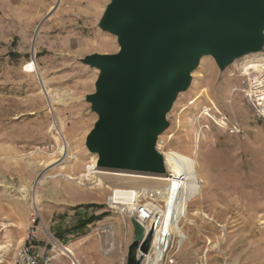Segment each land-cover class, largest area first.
Listing matches in <instances>:
<instances>
[{
    "label": "rangeland",
    "instance_id": "obj_1",
    "mask_svg": "<svg viewBox=\"0 0 264 264\" xmlns=\"http://www.w3.org/2000/svg\"><path fill=\"white\" fill-rule=\"evenodd\" d=\"M112 1L0 0V246L7 245L0 253V264H11L14 249L23 244L33 226L39 229V239L34 242L38 250L45 248V253L52 243L66 246L67 231L55 234L41 216L59 183L100 195L104 210L109 194L128 207L107 185L90 187L89 180L95 175L85 173V165L97 156L87 144L99 120L87 97L101 91L105 75L86 58L120 52L118 36L99 25ZM10 52L16 56H9ZM263 60L264 40L258 49L235 57L223 68L212 55L202 56L190 73L187 89L177 94L166 115L168 124L158 137L160 150L195 156L203 188L201 198L189 204L191 223L183 221L178 228L184 237L167 227V220L155 234L154 239L162 243L159 235L173 232L163 264L171 257L174 264H264V118L256 116L243 93L232 90L242 79L230 76L239 64L247 69L260 66ZM40 79L43 90L54 93L51 102ZM61 136L74 158L48 168L50 160L62 157L57 151L63 145ZM96 166L92 164L89 170L95 171ZM106 172L113 175L114 184L115 171ZM152 180L149 173L124 172L120 186L128 190L136 207L134 188L141 192L153 189ZM34 186L37 206L31 199ZM104 213L80 235L85 236L84 247L116 256L120 264H126L127 246L136 234L132 218ZM111 229L117 246L109 253L106 246ZM153 258L150 254L149 261ZM68 260L64 264H72L70 257Z\"/></svg>",
    "mask_w": 264,
    "mask_h": 264
},
{
    "label": "water",
    "instance_id": "obj_2",
    "mask_svg": "<svg viewBox=\"0 0 264 264\" xmlns=\"http://www.w3.org/2000/svg\"><path fill=\"white\" fill-rule=\"evenodd\" d=\"M99 25L118 36L120 52L86 58L105 71L101 91L87 97L99 113L87 147L106 171L164 172L156 143L175 97L202 56L223 68L259 48L264 0H113ZM131 220L136 234L126 264H141L154 224L143 236L140 222Z\"/></svg>",
    "mask_w": 264,
    "mask_h": 264
},
{
    "label": "bare ground",
    "instance_id": "obj_3",
    "mask_svg": "<svg viewBox=\"0 0 264 264\" xmlns=\"http://www.w3.org/2000/svg\"><path fill=\"white\" fill-rule=\"evenodd\" d=\"M43 91L45 92V96L47 98V101L51 102L54 98V96H53L54 93L48 92L46 90H43ZM59 128L61 131V129H62L61 123H59ZM57 130H58L57 131L58 135H61L58 128H57ZM61 137H63V136H61ZM64 137H63V140H64L63 145H59L58 150H57L62 155V157L59 159L50 160L47 163L46 167L50 168V167H54L56 165L57 166L58 165L63 166L62 164L64 162L74 158L72 156V154L70 155L71 152L69 150L68 143ZM55 139H58V137L55 136ZM197 140H198V138L195 139V143H197ZM159 147H160V144H159ZM160 152L163 155L165 171L164 172L159 171V172L149 173L150 177L153 179L152 182H153L154 188L149 189L148 191H151V193H153V194L156 191L159 192L160 196L158 198L163 200V204L165 203V207H166V211H165L166 216H165V218L162 217L161 222L163 223L165 220H167V222L169 223V226H167V227L175 229L178 231L179 230L178 228L183 221H188L189 223H191V221L187 217L188 212H189V204L191 202L195 201L197 198H201L202 188H203L202 182L203 181H202V179H200V176L198 174L197 163L194 159L195 156L193 157V155L191 156L190 154H186V153L178 151V150H170V149H168L166 151L161 150ZM89 164H90V162H89ZM89 164L87 163L85 165V171L86 172L88 171ZM40 178H38L37 182L39 181ZM121 183L124 184V172L123 171H115L114 172V184H115L116 191L121 195L122 200L128 206L126 208H129V210L134 209V207H135L134 202H133L131 196L129 195L128 190H126V188L120 186V185H123ZM130 188L131 187H129V190H131ZM136 193H138V195H140V193H142V192H141V190L139 191L138 188H136V187L134 188L133 195H134L135 200L138 199L137 198L138 195ZM109 196L116 203V206H122V208H124L118 197L116 198L114 196V194H109ZM31 199H32V204L37 206L38 192L36 190V186L33 187V190L31 193ZM175 200H176L175 204H177L179 207H183L184 204H186V206H187V203H188V207L186 209L187 210L186 214L184 215L183 219H181V220H179V218L181 216L178 213L177 209H176V211H173L172 212L173 213L172 218H174V222L170 223L171 208H172ZM132 212L133 211H131V213ZM163 215H164V212H163ZM151 224H152V222H150L146 225V232L147 233H149L153 224H154L153 225L154 227L156 225L155 222L152 225ZM143 225H142V228H143ZM150 225H151V227L149 228ZM158 226L162 228L161 224ZM158 226L156 229L159 228ZM148 228H149V230H148ZM153 232H154V230H153ZM157 232L154 233V235L157 234ZM146 234H143V236H145ZM162 234L165 235L164 233H161L158 237L159 240H163V236H161ZM178 234L183 235L184 233H182L181 231H178ZM183 237H184V235H183ZM154 238H155V236H153L152 240H154ZM160 244L161 243H157L156 246L154 247V255H155L158 263L163 264V261L161 259L163 256V252H162L163 248H161ZM6 248H7V245H1L0 246V253L2 250L6 249ZM59 250H60V254L67 255L68 257H70L72 259V264H79L74 259L75 256H74L73 249H71L70 247L62 246V247H59ZM0 257H1V255H0ZM1 262H2V260L0 258V263Z\"/></svg>",
    "mask_w": 264,
    "mask_h": 264
},
{
    "label": "built area",
    "instance_id": "obj_4",
    "mask_svg": "<svg viewBox=\"0 0 264 264\" xmlns=\"http://www.w3.org/2000/svg\"><path fill=\"white\" fill-rule=\"evenodd\" d=\"M230 76L236 77L238 79H242V83L238 86L235 85L232 88V90L243 93V95L245 96V99L247 100L249 105L252 107V110L255 112L256 116L258 118H264V63H262L260 66H258L257 64L249 65L247 69L242 68L239 64L238 66H235L234 68H232V70L230 71ZM232 128H234V131H238L237 125H233ZM156 149L158 150V152L161 151L158 140L156 143ZM136 194L138 195V193ZM159 196L160 195L158 191L154 192V194L148 190H146L145 192L143 191L142 193H140V195L137 196L138 201L136 203V207L134 209L129 210L125 206L124 208H122V206H116V203L108 195L105 200V207L107 211L119 213L123 216L126 215L129 218L137 219L142 225L144 224L143 234L147 233L146 225L150 222H152V224L155 222L156 225L154 227V232H153V236H155L154 233H156L158 229L160 228L158 225L162 224L161 222L162 217L165 218L166 216L165 215V211H166L165 203L163 204V200L159 199L158 198ZM175 202L176 200L174 201L173 206L171 208L170 223L174 222V218H172L173 217L172 211H176L177 209L178 213L181 216L179 220H181L186 214V211H187L186 209L188 207V203H187V206L186 204H184L183 207H179L177 204H175ZM131 211L133 212L131 213ZM163 212H164V215H163ZM151 225L149 226V228L151 227ZM157 226L159 227L158 229H156ZM104 232H107V230L101 231V233H104ZM161 236H163V240H161L162 243L160 244L161 248H163L162 250L163 256L161 259L164 261L166 258V253L168 249L171 247V244L173 243L172 242L173 232L171 234H168V231H167L166 235L162 234ZM165 236H169V238H167L166 240ZM38 239H39V229L38 227L33 226L26 233L24 240H23V244L14 249L11 264H54V261L57 255V251L54 249L58 250L59 247L63 246L62 243H58V245L55 243H52L48 252L41 253L35 247L37 244L34 243V242H37ZM176 246H178L177 243H176ZM151 247H152V242L148 250L150 251V253L152 252ZM150 253L147 252L143 260H145L146 257ZM124 257L125 256L123 255V257L121 258L122 262L124 261ZM143 260L141 264H144ZM167 261H168V264L175 263V259L172 257L169 258Z\"/></svg>",
    "mask_w": 264,
    "mask_h": 264
},
{
    "label": "crops",
    "instance_id": "obj_5",
    "mask_svg": "<svg viewBox=\"0 0 264 264\" xmlns=\"http://www.w3.org/2000/svg\"><path fill=\"white\" fill-rule=\"evenodd\" d=\"M92 164L97 165V159L95 157L90 160L89 166H91ZM89 172L90 175H95L94 178L89 180L90 182L86 179V181L90 183L88 184L90 185V187H93L94 185H107V187L113 189L117 195L119 194L113 186V175L110 174L111 176H108L106 170H103L99 166H96L95 171L93 172L90 171L88 167V171H85V173ZM81 175L83 177L84 173ZM72 177H76L77 179V176ZM70 180L75 181V179ZM76 183L83 185L79 182ZM49 195L51 197V199H48L49 208L46 211H43V214L41 215L42 219L43 221L47 222L49 228L53 227L55 229V234H60L61 230L67 231L65 232V237L71 238H65L63 241H65L66 247H70L71 249H73L74 256L76 252V255L78 257V259L76 256L74 258L76 262H78L79 264H120L119 258L116 256L106 255L104 253L97 252L96 250L93 251V248L92 250H90L89 248L86 250V248L84 247L86 240L85 236H80L84 234L87 225H89L87 224L86 226L79 227V225L82 224V222H84L86 218L88 219V217L91 215L100 216L102 214H105L104 211H107L106 208L105 210L102 208V204H100L99 202V198H101L100 195L95 193L87 194L85 192L78 191L69 183L65 182L59 183V185L54 187L53 191ZM57 214H59V218H57ZM107 238L108 242L106 246V252L110 253L117 246V240L114 236L113 229L108 230ZM153 241V248L150 254H154V247L157 243H159L156 239H154ZM35 247L36 249H38L37 245ZM39 250V252L44 253L45 248ZM48 251L49 249L45 252ZM149 256H147L143 261L144 264H159L155 255L151 261H149ZM68 258V256L63 257L60 253L57 252L55 260L57 264L61 263L62 261L64 262H62L61 264H64L66 262H69Z\"/></svg>",
    "mask_w": 264,
    "mask_h": 264
},
{
    "label": "trees",
    "instance_id": "obj_6",
    "mask_svg": "<svg viewBox=\"0 0 264 264\" xmlns=\"http://www.w3.org/2000/svg\"><path fill=\"white\" fill-rule=\"evenodd\" d=\"M15 45V40L12 42V46ZM9 56H16V53L14 52H10L9 53ZM105 214H102L100 216H89L88 219H86L84 222H82V224L79 225V227H83V226H86L87 224L91 223L92 221H97V220H100L102 219V217H104Z\"/></svg>",
    "mask_w": 264,
    "mask_h": 264
}]
</instances>
